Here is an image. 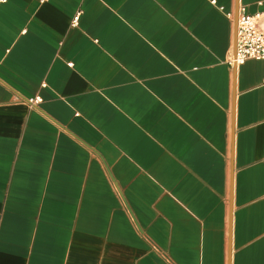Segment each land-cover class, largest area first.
Listing matches in <instances>:
<instances>
[{
  "label": "crops",
  "instance_id": "0c3cea01",
  "mask_svg": "<svg viewBox=\"0 0 264 264\" xmlns=\"http://www.w3.org/2000/svg\"><path fill=\"white\" fill-rule=\"evenodd\" d=\"M259 2L0 3V264H264Z\"/></svg>",
  "mask_w": 264,
  "mask_h": 264
},
{
  "label": "built area",
  "instance_id": "2783aa9c",
  "mask_svg": "<svg viewBox=\"0 0 264 264\" xmlns=\"http://www.w3.org/2000/svg\"><path fill=\"white\" fill-rule=\"evenodd\" d=\"M5 0H0L4 3ZM262 10L250 14L246 7H241L238 18L236 54L230 60L232 66H240L248 60H264V4ZM75 21H78L76 18ZM40 101L36 99L35 102Z\"/></svg>",
  "mask_w": 264,
  "mask_h": 264
}]
</instances>
